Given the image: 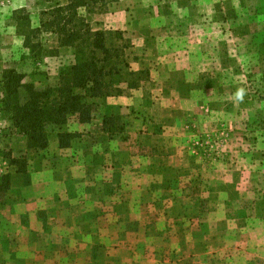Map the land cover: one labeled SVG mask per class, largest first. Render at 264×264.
Returning a JSON list of instances; mask_svg holds the SVG:
<instances>
[{
    "label": "rangeland",
    "instance_id": "374dc122",
    "mask_svg": "<svg viewBox=\"0 0 264 264\" xmlns=\"http://www.w3.org/2000/svg\"><path fill=\"white\" fill-rule=\"evenodd\" d=\"M66 3L0 0V83L15 68L44 89L76 62L79 50L60 47L49 32L30 38L36 52L24 45L42 13ZM107 3L106 11L80 14L96 31H122L133 70L150 76L122 100H97L91 124L71 118L50 132L43 151L28 148L0 92V178H11L0 193V264H260L249 258L256 247L226 239L224 225L212 230L205 221L209 193L225 183L242 193L243 181L245 205L236 211L257 210L264 224V0ZM21 14L29 19L18 22ZM112 115L126 125L127 141L102 132L103 117ZM170 127L186 138L181 152L192 160L169 168L191 179L170 178L172 190L188 191L184 212L174 215L163 213L160 196L147 195L153 164L165 173L169 154L179 156L163 146ZM60 131L76 135L69 146L61 147ZM228 174L230 182H214ZM183 218L189 223L180 226ZM258 248L264 260V245Z\"/></svg>",
    "mask_w": 264,
    "mask_h": 264
},
{
    "label": "trees",
    "instance_id": "16d2710c",
    "mask_svg": "<svg viewBox=\"0 0 264 264\" xmlns=\"http://www.w3.org/2000/svg\"><path fill=\"white\" fill-rule=\"evenodd\" d=\"M66 2V5L42 13L41 27L32 29L31 37L24 36V45L36 52L30 38L49 32L58 36L60 47L79 50L76 62L57 76L55 85L44 89L25 83V74L15 68L5 70L0 83L3 109L10 115L13 127L27 138L28 148L33 151L46 150L50 132L62 129L71 118L80 124H91L97 100L105 103L108 98L122 96L125 89L137 90L150 76L148 70H133L128 55L132 45L122 31H96L80 14V10L106 11L107 0ZM25 18L29 19L22 14L16 16L18 22ZM40 46L38 43V48ZM125 127L120 116L103 117L102 132L111 140L119 135L121 141H127L129 137L122 135ZM57 135L61 147L69 146L70 140L76 136L61 131ZM10 184L9 175L1 177L0 193L9 191Z\"/></svg>",
    "mask_w": 264,
    "mask_h": 264
},
{
    "label": "crops",
    "instance_id": "0c3cea01",
    "mask_svg": "<svg viewBox=\"0 0 264 264\" xmlns=\"http://www.w3.org/2000/svg\"><path fill=\"white\" fill-rule=\"evenodd\" d=\"M119 2L123 3V0H119ZM194 4H196V2H194ZM148 57L150 58V61L155 60L153 55L149 53H148ZM115 98L117 97H111L109 99H115ZM133 98L134 97L130 95V100H133ZM118 99L122 100V97L120 96ZM116 104L118 103L116 102ZM169 112L170 114L173 113L171 111ZM174 124H175L174 127L176 128L177 124L176 123ZM175 132H177V130L171 127L169 128V131H166L165 138H167L168 135L171 138H169L164 143L163 146H165V150L167 151L168 149L170 150L168 152L173 153L174 151H177V154H179V156L173 157L172 154L171 155L169 154V161L165 163L168 167V172H165V173L157 172L160 169L157 167L158 166L157 163H154L153 165H154V170L156 171V173H152L147 178V181H150L148 185L151 186V183L154 184V188H152L149 191V193L147 191V195L151 197L152 199H154L157 196H160L162 198L161 200L166 205V208L162 209L164 210L163 213L164 214L169 213L170 215H174L177 212L181 213L183 211L182 209L183 207L181 208V206L184 205L183 202L186 200V196L188 194L187 190L185 192L181 190H172V187L175 186L174 185L175 182L171 183L170 178L172 179L177 178V180H180L184 183H187L189 182L188 180H191V179H185L186 175L184 178H182L181 174H171L172 171L169 170V168L174 167L173 164L174 162H176V159H178V163L180 166H186V167L189 164H191V161H192L188 157V155L184 156V154L181 152L182 148L184 149L185 146L188 145L186 138L181 139L180 136L174 134ZM189 149L190 148H188V150ZM184 152H187V151L185 150ZM195 162H198V161L196 160ZM197 164H200V162H198ZM183 173H185V171H183ZM164 174H171V175L169 177H163ZM139 177L141 178V176ZM230 177L231 176L229 174L226 175V179L223 176L222 177L218 176L217 180L219 182L217 181H214V182L218 184L220 183V186H221L220 180L225 181V182H228V181L230 182L229 180ZM211 178H213V176ZM210 183L212 184L213 181L210 180ZM156 185H158L159 187L158 188L155 187ZM247 185H248L247 183H244L242 181L241 187H240V191L242 190V193L241 192L239 193L238 191H236L234 188H232L230 185H227L226 183L224 184V187L221 186V188L219 187V189H215L211 193H209V196L211 198V201H210L211 208L208 210L209 213L206 214V217L208 219H207V222L205 221V225L208 224L212 230H219L224 225V227L222 228L225 229L226 231V239L232 240L233 238H238L240 241V245H249V246L256 247L257 255H250L251 257L249 258L251 259L252 262L258 261L261 264L264 262V260L261 257V253L258 250L259 249L258 247L264 245V224L260 220V214H259L260 212L257 210L255 212H249L247 210L246 211L247 213L236 211V209H238L241 204L245 205V201H243V198H244L243 194L247 196V193L245 192V190H243V187H246ZM231 189H234L237 192L236 196L233 194L235 193V191L234 190L231 191ZM137 192H140V190H137ZM171 221L172 219H167L165 224L172 223ZM187 223L189 222L185 218H183V220L180 219V221H178V224L180 226H182L183 224L187 225ZM236 233H238V235H236ZM212 237L215 238V234H213ZM219 239L220 240L223 239V236H220Z\"/></svg>",
    "mask_w": 264,
    "mask_h": 264
}]
</instances>
